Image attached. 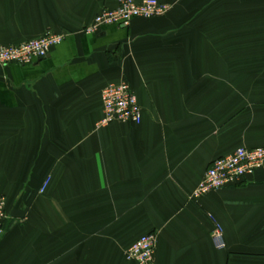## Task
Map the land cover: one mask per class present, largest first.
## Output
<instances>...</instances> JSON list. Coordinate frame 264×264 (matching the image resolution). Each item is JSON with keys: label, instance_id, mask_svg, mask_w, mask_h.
<instances>
[{"label": "crops", "instance_id": "1", "mask_svg": "<svg viewBox=\"0 0 264 264\" xmlns=\"http://www.w3.org/2000/svg\"><path fill=\"white\" fill-rule=\"evenodd\" d=\"M158 1L165 15L89 34L115 0H0V45L65 34L0 66V264H137L125 252L150 232L156 264H264V168L192 197L215 158L264 146V0ZM121 81L141 122L97 127Z\"/></svg>", "mask_w": 264, "mask_h": 264}, {"label": "built area", "instance_id": "2", "mask_svg": "<svg viewBox=\"0 0 264 264\" xmlns=\"http://www.w3.org/2000/svg\"><path fill=\"white\" fill-rule=\"evenodd\" d=\"M113 8H104L92 23L83 29L84 33H96L108 25L127 26L135 18H153L165 15L171 8L158 0H115ZM64 33L46 31L40 37L18 45H0V66L8 64L26 65L47 56L49 51L60 44ZM102 118L97 127L113 122L139 124L142 119L137 96L127 82L111 83L101 92ZM264 168V146L238 147L232 153L215 158L205 170L192 193L194 199L225 187L237 185ZM8 217L6 199L0 196V236ZM213 242L217 248L225 246L221 228L216 227ZM156 235L152 232L141 235L125 252L129 261L137 264L155 263Z\"/></svg>", "mask_w": 264, "mask_h": 264}]
</instances>
